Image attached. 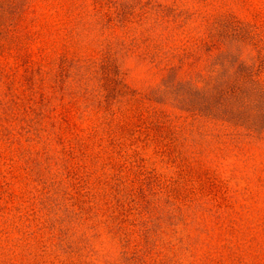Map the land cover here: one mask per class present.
<instances>
[{
  "label": "rangeland",
  "instance_id": "obj_1",
  "mask_svg": "<svg viewBox=\"0 0 264 264\" xmlns=\"http://www.w3.org/2000/svg\"><path fill=\"white\" fill-rule=\"evenodd\" d=\"M0 264H264V0H0Z\"/></svg>",
  "mask_w": 264,
  "mask_h": 264
}]
</instances>
